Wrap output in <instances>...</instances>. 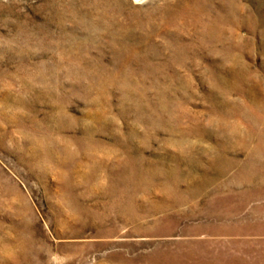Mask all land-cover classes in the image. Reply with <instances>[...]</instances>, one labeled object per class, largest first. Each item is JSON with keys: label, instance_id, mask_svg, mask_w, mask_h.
Instances as JSON below:
<instances>
[{"label": "rangeland", "instance_id": "obj_1", "mask_svg": "<svg viewBox=\"0 0 264 264\" xmlns=\"http://www.w3.org/2000/svg\"><path fill=\"white\" fill-rule=\"evenodd\" d=\"M0 264H264V0H0Z\"/></svg>", "mask_w": 264, "mask_h": 264}]
</instances>
